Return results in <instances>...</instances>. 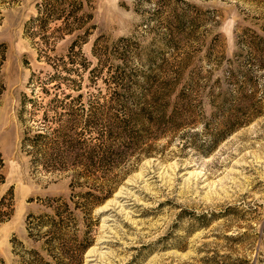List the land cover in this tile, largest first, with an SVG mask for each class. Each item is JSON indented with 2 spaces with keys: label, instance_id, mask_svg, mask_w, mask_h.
Wrapping results in <instances>:
<instances>
[{
  "label": "rangeland",
  "instance_id": "374dc122",
  "mask_svg": "<svg viewBox=\"0 0 264 264\" xmlns=\"http://www.w3.org/2000/svg\"><path fill=\"white\" fill-rule=\"evenodd\" d=\"M41 2L1 7L0 199L14 195L12 217L0 222L4 264H23L18 253L33 247L45 254L29 237L28 217L51 211L49 198L72 194L70 173L37 167L21 145L34 125L30 117L40 120L39 102L47 100L38 90L32 95V74L44 79L53 70L26 30ZM82 2L92 71H83L78 92L116 105L129 86L138 119L133 137L107 140L109 163L74 188L110 190L91 212L76 211L81 235L92 242L83 264H264V0ZM174 8L195 16V26H169ZM81 32L54 41L52 58L67 55ZM94 42L101 58L92 53ZM24 94L38 104L24 113L26 124Z\"/></svg>",
  "mask_w": 264,
  "mask_h": 264
},
{
  "label": "trees",
  "instance_id": "16d2710c",
  "mask_svg": "<svg viewBox=\"0 0 264 264\" xmlns=\"http://www.w3.org/2000/svg\"><path fill=\"white\" fill-rule=\"evenodd\" d=\"M16 1L0 0V20L4 17L1 7ZM82 6V0H42L38 4V15L29 20L26 26L38 46L39 60L47 62L53 70L44 79L36 76V73L32 74L31 79L35 80L32 95L35 97L38 90L42 99L47 100L39 102L40 120L34 119L33 115L30 117L34 125L26 126L22 149L32 157L37 167H43L46 172L70 173L72 194L65 199L49 198L45 206L51 211L40 215L32 213L28 217L29 237L41 243V250L45 254L34 247L20 251L18 254L23 264H83L84 253L92 242L86 235H81L76 211L85 214L91 212L107 198L110 190L102 188L97 193L90 189L75 192L74 188L83 185L84 179L87 181L88 173L109 163L112 151L107 140L119 136L133 137L136 132L133 125L138 121L137 115L129 107L134 100V92L129 86H124L120 96L115 97L118 101L116 105L109 101L94 102L91 98L85 100V95L78 92L82 89L80 82L84 80L83 71H92L91 61L83 52V44L89 41L92 28H83L84 16L78 15ZM170 10L165 19L169 26H195V16L188 18L187 14L178 13L175 8ZM88 16L93 18V14ZM52 22L61 23L51 29ZM77 30L82 32L69 44V53L53 59L50 52L55 50L54 41L66 35L74 36ZM258 39L264 40V37L259 36ZM93 45V55L101 58L95 48L96 42ZM5 59L6 51L0 49V72ZM59 60H62L61 64H58ZM68 63L76 67H70ZM72 75L77 78L74 79ZM4 90L5 84L0 80V95ZM72 92H78V95ZM23 96L20 117L26 124L24 113L28 109L30 113H35L38 104L33 96ZM132 105L137 107L136 102ZM118 153L122 154V151ZM4 167L0 153V185L6 181ZM13 207L14 195L10 190L0 199V222L12 217ZM0 263L4 264V260L1 259Z\"/></svg>",
  "mask_w": 264,
  "mask_h": 264
}]
</instances>
